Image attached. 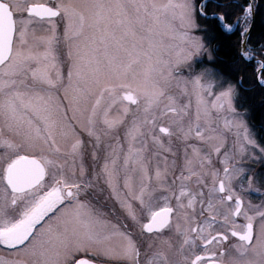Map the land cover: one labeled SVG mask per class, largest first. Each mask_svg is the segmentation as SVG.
<instances>
[{
    "label": "snow or ice",
    "instance_id": "1",
    "mask_svg": "<svg viewBox=\"0 0 264 264\" xmlns=\"http://www.w3.org/2000/svg\"><path fill=\"white\" fill-rule=\"evenodd\" d=\"M256 110L264 0H0V264H264Z\"/></svg>",
    "mask_w": 264,
    "mask_h": 264
},
{
    "label": "flooded vegetation",
    "instance_id": "2",
    "mask_svg": "<svg viewBox=\"0 0 264 264\" xmlns=\"http://www.w3.org/2000/svg\"><path fill=\"white\" fill-rule=\"evenodd\" d=\"M44 2H47V0H44ZM164 124H167V122H165ZM162 135V134H161ZM167 139V138H165ZM194 142V141H193ZM174 146H178L177 144H174ZM183 160V156L182 153L180 154V156L178 157V163H182ZM257 172H264V165H260L256 168ZM179 174V173H177ZM189 187L192 189V191H196V187L194 185L193 182H189ZM204 191H207V189H204ZM245 198L246 200H251L253 204L255 205H259L262 202V199H264V190H262V192H248L245 194ZM109 208V206H105V210L107 211ZM197 211H199V205L197 204ZM173 245L174 247H178V238L173 236ZM229 244H226L223 246V251L225 253L224 255V259H229L231 256L234 255H238L234 252V250L229 246ZM202 245L200 248L197 249L198 252H200L201 255H205V256H215V259L218 261L220 259V252L219 251H213V249H215V245H210L209 246V251L208 252H203L202 249ZM3 255H5L7 257V253H3ZM83 255V254H82ZM90 258V256L88 257Z\"/></svg>",
    "mask_w": 264,
    "mask_h": 264
},
{
    "label": "rangeland",
    "instance_id": "3",
    "mask_svg": "<svg viewBox=\"0 0 264 264\" xmlns=\"http://www.w3.org/2000/svg\"><path fill=\"white\" fill-rule=\"evenodd\" d=\"M37 2H40V0H37ZM206 64H207V60H206L205 57L196 58L195 65H194L196 72L197 73L200 72ZM181 72L184 73L185 76L188 75L187 69H182ZM173 94L177 96L178 102L180 104H187L188 103V98L185 97V96L180 95V93L178 91L174 90ZM194 105H195V102L193 100V107H192V109H190L189 115L187 117H185V122H187V120H189V119H194V114H195V106ZM176 118L177 117H174V116L163 117L159 121V123L163 126V125H165L164 124L165 122H168L169 120L176 119ZM218 123H220L222 125L223 124V120L222 119L219 120Z\"/></svg>",
    "mask_w": 264,
    "mask_h": 264
},
{
    "label": "trees",
    "instance_id": "4",
    "mask_svg": "<svg viewBox=\"0 0 264 264\" xmlns=\"http://www.w3.org/2000/svg\"><path fill=\"white\" fill-rule=\"evenodd\" d=\"M220 55H224L223 51L220 53ZM223 63H224L223 61H220V64H223ZM262 119H264V117L261 116L259 110H256L255 114H254V117H253V120H254L255 124L257 126H259V124H260Z\"/></svg>",
    "mask_w": 264,
    "mask_h": 264
}]
</instances>
